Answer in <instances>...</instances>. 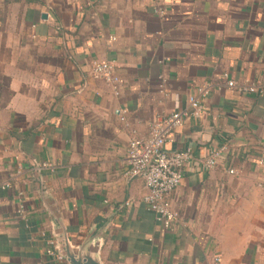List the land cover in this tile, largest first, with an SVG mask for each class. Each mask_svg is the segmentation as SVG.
<instances>
[{"label": "crops", "instance_id": "0c3cea01", "mask_svg": "<svg viewBox=\"0 0 264 264\" xmlns=\"http://www.w3.org/2000/svg\"><path fill=\"white\" fill-rule=\"evenodd\" d=\"M203 85L167 229L127 148ZM0 264H264V0H0Z\"/></svg>", "mask_w": 264, "mask_h": 264}, {"label": "built area", "instance_id": "2783aa9c", "mask_svg": "<svg viewBox=\"0 0 264 264\" xmlns=\"http://www.w3.org/2000/svg\"><path fill=\"white\" fill-rule=\"evenodd\" d=\"M92 69L96 75L104 77L118 93V85L122 81L115 73L113 63L95 61ZM227 83L229 87L240 92H259V87L249 82L239 83L229 79ZM197 92L189 96L187 109L176 110L164 117L156 118L150 125L149 135L146 137L133 135L127 148L126 161L129 166L127 174L144 180L147 193L143 201L167 229L174 226L179 215L173 208L169 196L182 183L187 162L192 158V149L167 151L165 144L171 140V132L182 126L186 118L203 116L204 100L210 94V87L203 85ZM122 119L124 120L125 117ZM221 155L222 149H217L210 156L202 159L200 166L207 169L215 167ZM126 204L129 205L130 202ZM54 245V242L50 241L47 253L55 257L57 261L64 262V255Z\"/></svg>", "mask_w": 264, "mask_h": 264}, {"label": "water", "instance_id": "95a60500", "mask_svg": "<svg viewBox=\"0 0 264 264\" xmlns=\"http://www.w3.org/2000/svg\"><path fill=\"white\" fill-rule=\"evenodd\" d=\"M61 252H62L63 255H65V250H62Z\"/></svg>", "mask_w": 264, "mask_h": 264}]
</instances>
